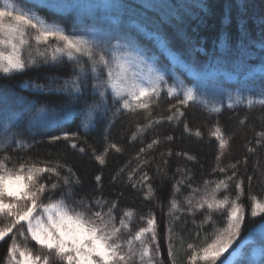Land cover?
<instances>
[{
	"label": "snow or ice",
	"instance_id": "snow-or-ice-1",
	"mask_svg": "<svg viewBox=\"0 0 264 264\" xmlns=\"http://www.w3.org/2000/svg\"><path fill=\"white\" fill-rule=\"evenodd\" d=\"M32 2L33 0H0V78H3V83L6 85L8 78L31 69H39L41 65L56 67L67 63L72 65V74L62 84H59V77L52 76L49 79L58 86L34 87L40 91L63 93L68 97L69 105L65 113H71L74 111L71 105L86 95L88 81L91 79L94 99L85 100L86 122L82 124L83 128L93 126L92 121L97 113H108L109 94L111 103L118 105L113 116L121 110L133 116L143 113L144 123H137L130 137V142L140 139L142 145L134 157L137 164L130 171H126L127 165L119 168L112 175L111 181L125 182L132 189L142 192L143 199L154 200L156 188L151 182L152 177L143 169L150 162L145 157L162 143V139L155 136L150 143H145L144 135L164 121L180 124L185 115L183 109L190 106V103L201 104L210 116H219L222 107H208L204 84L197 82L189 86L177 76L175 58L169 63L161 64L158 56L149 55L135 40L113 38L105 30L89 26L85 22L95 21L102 12L108 10H123L127 5L113 0H103L100 3L35 0L34 7H29ZM199 7L211 10L212 6L201 4ZM49 8L68 17L75 16L77 20L72 23L71 28L55 21L49 22L37 11ZM232 8V4L226 5L225 20L231 18ZM261 31L264 38V27ZM247 37V29H241V43L246 42ZM224 43L227 45V39ZM159 44L161 55L169 51L168 41L164 37H159ZM261 62L264 63V57ZM184 66L193 74L204 70V66L195 60ZM169 79L173 81L172 84L168 83ZM162 94L176 99V104L168 106V115H154V107L158 106ZM255 94L260 99L248 98L246 104L249 109L256 105L264 107V87ZM0 97L8 99L2 86ZM244 102L238 98L235 104ZM234 106L232 102L227 104L228 109ZM28 110L30 109H24ZM39 111L45 113L43 108ZM21 115L22 113H12L5 108L0 117L3 122L0 128V136L3 137L0 151L4 153L0 156V218L5 221L0 224V242L7 243L3 264H163L155 214L149 212L147 216H141L143 226L133 230L136 216L134 209H122L118 216L117 199L110 201L103 195H95V191L103 186L102 175L94 177L96 189L93 190L91 199L86 196L76 198V188L81 185V180L72 167L59 160L51 162L22 159L9 167L13 157L7 150L12 145H15L12 148L14 152L30 148L25 141L10 134ZM261 119L264 120V116ZM245 122V119L240 120L242 125ZM105 131L107 133V129ZM183 131L198 138L202 135L199 129L193 131L186 121L183 123ZM210 135L218 142L217 167L213 172L224 174V178L204 180L202 186L194 187L191 170L177 167L176 171L181 176L172 184L168 200L169 211L166 213L170 217L165 224L168 260L170 264H178V257L183 253V264H254L244 251L245 245L253 244L257 246L261 256L259 264H264V198L249 194L248 203L243 202V180L237 178L241 161L220 166L229 149L231 137L225 136L218 121ZM255 135L256 144L264 145V131L256 132ZM79 139L78 132L64 131L59 135H50L48 142L55 144L65 141L72 149L84 154L86 149L77 143ZM173 139L172 135L163 137L168 142ZM247 151L253 153L255 148L248 147ZM91 152L95 162L104 166L110 152L123 154L124 148L108 141L105 135L103 151L97 153L92 148ZM167 155H172L171 149ZM176 156L196 161V156L188 152H177ZM162 163L164 167H157V172H163L166 176L168 160L164 159ZM244 163H247L246 159ZM229 169L233 170L231 175L227 174ZM125 174L127 180L123 181ZM261 175L264 177V172ZM252 179V176H248L249 184ZM233 184L234 195L231 192ZM184 188L188 192L183 197L182 206L178 197ZM201 212L203 219L197 226L192 241H187L182 233L174 230L183 215L195 216ZM249 217L259 218V221L248 228L245 234L244 225ZM205 224H210L209 230L205 229ZM242 234L244 238L237 244ZM20 238L34 242L37 251L34 252L27 243L22 246Z\"/></svg>",
	"mask_w": 264,
	"mask_h": 264
},
{
	"label": "trees",
	"instance_id": "trees-1",
	"mask_svg": "<svg viewBox=\"0 0 264 264\" xmlns=\"http://www.w3.org/2000/svg\"><path fill=\"white\" fill-rule=\"evenodd\" d=\"M46 2H68V0H46ZM81 2L100 3L103 0H81ZM113 2L128 7L120 11L102 12L95 21L85 22L89 26L105 30L113 38L135 40L149 55L158 56L161 64L169 63L175 58L177 76L189 86L197 82L204 84L208 107L221 106L222 112L219 116H210L201 104L190 103V106L183 109L185 115L180 124L164 121L144 135L145 143H150L155 136L162 139V143L145 157L150 162L143 171L149 173L153 187L156 188L155 199L145 200L138 189L134 190L122 181L116 183L111 181L112 175L119 168L127 165L126 171H130L137 164L134 157L142 145L140 139L130 142V137L135 131L136 124L144 123L143 113L133 116L121 110L119 114L113 116L118 105L111 103L112 98L109 94L108 113H97L92 121L93 126L85 129L82 127L86 122L85 100L94 99L91 79L88 81L86 95L71 105L74 111L65 113L66 107L69 106L68 97L63 93L40 91L34 85L45 88L58 86L49 79L52 76L59 77V84H62L63 80L72 74V65L67 63L56 67L41 65L39 69H31L8 78L6 85L3 83V78H0V86L8 97L7 100L0 97V117L3 116L5 108L10 109L12 113H22L18 124L12 127L10 134L30 145L28 149L15 152L12 151L15 145H12L7 150L13 157L9 167L18 164L22 159L51 162L59 160L60 163L72 167L81 180V185L76 188V198L86 196L91 199L93 190L96 189L94 177L97 174L102 175L103 186L95 191V195H103L110 201L117 199L118 216L122 209H134L136 216L133 230L143 226L141 216H147L149 212L155 214L158 223L160 259L163 264H170L165 240V224L170 219L166 213L169 211L168 200L172 192V184L181 176L176 171L177 167L191 170L194 187L202 186L204 180L215 181L224 178V174L213 172L217 167L218 142L210 135V131L217 121L225 136L231 137L229 149L223 156L220 166L241 161L237 169V178L243 180V202L248 203L249 194L264 198V177L261 175L264 172V145L256 144L255 135L256 132L264 131V120L261 119L264 116V107L256 105L249 109L246 104L248 98L260 99L255 93L264 87V63L261 62V58L264 57V38L261 31L264 27V0H113ZM34 4L35 0L28 6L34 7ZM201 4L211 5V10L199 7ZM228 4H232L233 8L231 18L225 20ZM37 11L49 22L61 23L66 28H71L72 23L77 20L75 16L68 17L51 8L37 9ZM243 28L247 29L248 37L246 42L241 43L239 37ZM161 36L168 41L169 49L163 55L159 44ZM225 39L227 45L224 43ZM193 60L203 65L204 70L198 74L188 71L184 65ZM168 83L172 84L173 81L169 79ZM238 98L245 102L235 104ZM229 102L235 105L232 109L227 108ZM170 104L175 105L176 99H170L166 94H162L158 106L154 107V115H168L167 109ZM25 108L30 110L24 111ZM41 108L45 110L44 114L40 113ZM241 119L246 121L243 125L240 124ZM185 121L193 131L199 129L201 137L185 133L183 131ZM2 123L0 120V128ZM64 131L79 133L80 139L77 143L85 147L84 154L72 149L65 141L55 144L48 142L50 135H59ZM105 135L108 141L121 145L124 152L123 154L110 152L106 164L101 166L92 158L91 149L95 148L97 153L102 152L105 147ZM166 135H172L173 141H164L163 137ZM2 141L3 137L0 136V143ZM248 147L255 148V152L249 153ZM169 149L172 151L171 156L167 155ZM177 152L195 155L196 161H188L183 156L177 157ZM161 153L164 155L162 156ZM3 154V151H0V156ZM164 159L168 160L166 176L163 172H157V167H164L162 163ZM245 159L247 163H244ZM61 171L64 172L63 169ZM232 171L229 169L227 174L231 175ZM248 176L253 177L250 184ZM126 180L125 174L123 181ZM187 192V188H184L178 197L182 206H184L183 197ZM231 192L235 194L234 184ZM202 219V212L195 216L185 214L176 223L174 230L182 233L187 241H192ZM258 221L259 218H247L244 225L245 234L248 228ZM3 223L5 221L0 218V224ZM204 227L209 230L210 224H205ZM243 238L244 234L238 238L237 244ZM19 243L22 246L27 243L34 252L37 251L34 242L30 239L25 241L20 238ZM253 247L257 246L248 244L244 248L251 261H254L250 254ZM6 250L7 243L0 242V264H3ZM260 259L261 256L254 261V264H259ZM183 262L184 254L181 253L178 264Z\"/></svg>",
	"mask_w": 264,
	"mask_h": 264
},
{
	"label": "rangeland",
	"instance_id": "rangeland-1",
	"mask_svg": "<svg viewBox=\"0 0 264 264\" xmlns=\"http://www.w3.org/2000/svg\"><path fill=\"white\" fill-rule=\"evenodd\" d=\"M257 235H259V234H257ZM232 250L230 249L229 250V252H231ZM251 258L254 260V261H257L258 259H259V257H260V254H259V250H258V248L257 247H253L252 249H251ZM225 256H228V253H225ZM239 258V257H238ZM237 258V259H238Z\"/></svg>",
	"mask_w": 264,
	"mask_h": 264
}]
</instances>
